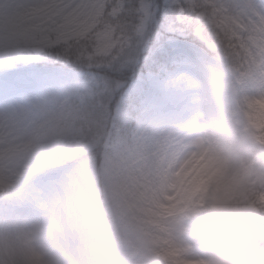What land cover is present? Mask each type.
<instances>
[{"label": "snow or ice", "instance_id": "1", "mask_svg": "<svg viewBox=\"0 0 264 264\" xmlns=\"http://www.w3.org/2000/svg\"><path fill=\"white\" fill-rule=\"evenodd\" d=\"M126 0H0V66L55 54L89 66L111 65L128 44ZM135 11L150 15L147 0ZM180 12L196 23L210 54L232 79L239 102L264 94V5L258 0H184ZM102 118H91L56 96L0 111V189L23 174L34 159L78 151L104 138ZM191 129L151 139L141 134L109 154L107 183L117 194L114 213L138 252L154 250L164 264H197L172 236L170 222L197 211L214 174L204 162L186 169L176 191L155 193L168 181L177 162L191 152ZM251 181L261 198L264 217V143L253 144ZM31 244V233H24ZM31 264H47L34 248ZM194 255V254H193ZM3 264H19L14 258Z\"/></svg>", "mask_w": 264, "mask_h": 264}, {"label": "rangeland", "instance_id": "2", "mask_svg": "<svg viewBox=\"0 0 264 264\" xmlns=\"http://www.w3.org/2000/svg\"><path fill=\"white\" fill-rule=\"evenodd\" d=\"M134 1L126 0L125 5L134 12L128 44L111 65L42 61L40 54L0 66V111L56 96L106 125L102 140L78 151L34 159L13 183L0 189V232L33 233V247L47 264H145L146 252L135 249L114 213L106 157L141 134L154 140L189 130L201 111V67L215 63V58L196 32V23L180 12L184 0L161 1V25L173 33L165 36L162 31L152 48L145 38L152 0H147L150 15L144 19L135 11L140 0ZM258 2L264 5V0ZM141 56L145 69L135 76L132 71L124 86L115 74L123 75L122 66L133 70ZM254 147L247 141L239 144L244 153ZM201 224L197 211L183 213L173 223L178 242L193 254L201 251ZM258 224L264 238V220Z\"/></svg>", "mask_w": 264, "mask_h": 264}, {"label": "clouds", "instance_id": "3", "mask_svg": "<svg viewBox=\"0 0 264 264\" xmlns=\"http://www.w3.org/2000/svg\"><path fill=\"white\" fill-rule=\"evenodd\" d=\"M201 73V111L191 128V152L175 164L155 195L166 203V196L176 191L187 168L197 160L207 163L214 174L208 182L206 200L197 210L202 218L201 251L184 255L197 264H264V238L258 234V222L264 220L257 210L261 193L251 181L252 155L239 150L241 141L264 143V94L238 102L232 79L216 59L204 64ZM107 188L113 205L117 194L110 183ZM170 227L177 240L171 222ZM25 232H0V264L11 258L19 264H31L33 233L29 244ZM146 255L145 264H164L156 251Z\"/></svg>", "mask_w": 264, "mask_h": 264}, {"label": "trees", "instance_id": "4", "mask_svg": "<svg viewBox=\"0 0 264 264\" xmlns=\"http://www.w3.org/2000/svg\"><path fill=\"white\" fill-rule=\"evenodd\" d=\"M161 1L162 0H152V5H153V12L151 15V19H150V23L148 26V30L147 33L145 35L146 41L148 43H150L149 48H152V44L153 41L156 37H158L163 30V26L161 25L162 23L160 22L161 20V13H160V6H161ZM137 2V0L134 1V4ZM137 5V4H136ZM134 16V12L131 11L130 14L126 15V19L125 22L128 26V22L129 21H133L132 17ZM132 28V27H131ZM128 29H130V27L128 26ZM170 33V31H164V35H168ZM181 35V34H179ZM182 36V35H181ZM185 38L190 39L191 41L197 42V43H201V41L199 40V38L193 36V35H186ZM158 41H155V43ZM41 57L44 58L42 61H57L59 63H66V64H70L73 65L74 62L73 61H69L67 59H64L62 57H59L55 54H49V55H45V54H41ZM23 60H20L18 62H22ZM143 63H144V58L141 56L140 58V63L137 64L135 66V68L132 70L131 68H127L126 66H122L120 69L123 71V75L121 74H115L116 78H119L121 81H123L124 83H126L129 80L130 77V73L133 71L135 72V70L137 71L138 68H143ZM134 74V73H133ZM114 102L110 103V110L113 106ZM87 108V105L86 107ZM84 113L87 115V111L85 110ZM258 149L255 147L251 150H249L248 154L253 155L255 151H257ZM264 162V161H262Z\"/></svg>", "mask_w": 264, "mask_h": 264}]
</instances>
